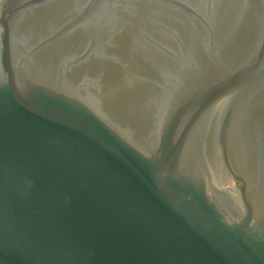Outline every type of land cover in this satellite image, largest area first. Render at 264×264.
Here are the masks:
<instances>
[{
  "label": "water",
  "instance_id": "1",
  "mask_svg": "<svg viewBox=\"0 0 264 264\" xmlns=\"http://www.w3.org/2000/svg\"><path fill=\"white\" fill-rule=\"evenodd\" d=\"M0 264H264V0H0Z\"/></svg>",
  "mask_w": 264,
  "mask_h": 264
}]
</instances>
